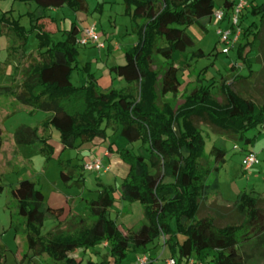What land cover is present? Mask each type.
<instances>
[{
	"label": "trees",
	"instance_id": "1",
	"mask_svg": "<svg viewBox=\"0 0 264 264\" xmlns=\"http://www.w3.org/2000/svg\"><path fill=\"white\" fill-rule=\"evenodd\" d=\"M30 1L36 4L30 22L31 32L39 38V50L25 55L27 31L18 22L8 24L6 33L21 42L23 57L31 58L20 84H15L13 76L12 84L0 87V95H13L19 104L47 117L41 132L28 126L17 128L16 145L40 144L41 152L50 158L55 152L50 144L52 130L59 133L64 151L75 149L78 142L105 139L108 128L119 131L130 144L140 142L148 157L130 150L121 152L122 161L129 167L121 199L139 203L147 223L124 233L110 216L114 199L112 190L106 187L97 199L87 203L88 215L64 216L65 209L48 206L36 183L24 179L11 191L17 214L24 220L27 247L16 264H81L73 254L78 250L85 253L102 243L110 247L115 264H122L129 253H146L156 240L170 247L177 264H188L193 257L201 264H247L255 257L264 263V209L260 200L240 193L233 203L230 222L222 228L208 216L198 218L202 203L220 193L218 176L226 163V142H234L235 149H239L238 144L254 145L256 137L248 133L264 125V104L227 88L219 103L213 98V86L202 85L192 90L176 110L168 103L160 104L180 91L179 73L186 66V50L194 46L187 29L197 25L206 31L217 8L231 14L233 0H219V5L216 0H123L138 42L124 52V64L109 69L128 88L106 92L94 82L80 87L72 83L80 33L77 25L65 31V39L60 42H54L43 27L49 10L68 8L75 14H87V1ZM248 16L257 17L259 24H246ZM242 17L236 52L251 76L254 72L246 55L261 37L264 3L250 1L247 15ZM13 42L15 54L18 50ZM195 55L201 56L202 51ZM157 61L165 66L160 77L155 70ZM200 123L218 136L209 150L208 136ZM60 168L63 182L83 187L84 165L73 167L67 161L60 163ZM47 219H53L56 225L43 235L41 229ZM7 250L0 247V264H5ZM42 256L50 262H36ZM87 264L100 263L89 260Z\"/></svg>",
	"mask_w": 264,
	"mask_h": 264
},
{
	"label": "rangeland",
	"instance_id": "2",
	"mask_svg": "<svg viewBox=\"0 0 264 264\" xmlns=\"http://www.w3.org/2000/svg\"><path fill=\"white\" fill-rule=\"evenodd\" d=\"M89 7L87 14H75L68 9L60 11L56 15L49 11L50 16L43 21V27L51 34L54 42L65 39L64 33L73 24L82 30L96 25L95 30L104 43L103 50L92 46L77 45V60L74 63L75 70L72 73V83L77 86H85L94 82L102 92L108 90L122 91L128 88V84L114 73L108 74L110 66L124 64V52L132 48L138 41L133 33L132 20L126 13L123 0H86ZM260 5L264 0H257ZM217 5L220 4L216 0ZM36 10V4L30 0H0V87L9 86L14 76L15 84H20L26 76L30 58L23 57L19 46L21 42L13 39L12 35L6 33L9 23L18 22L24 28L26 39L23 45L25 55L29 56L39 50V38L36 32H31V14ZM247 15V9L243 17ZM244 21L246 24L259 19L248 16ZM225 27L226 24L217 25L215 21L207 24V30H201L197 25L187 29V33L194 41V46L186 50V66L179 73L181 87L179 93L172 97L168 95L160 104L168 103L174 110L183 105L186 96L196 87L202 85L211 87L213 98L221 103L223 101V89L227 88L232 92H238L250 97L259 105L264 104V23L261 26V37L251 51L247 53L249 67L253 74L250 76L248 66L237 57L236 48L229 54L224 53L223 45L217 35V30ZM4 31V32H3ZM13 47L18 50L14 54ZM252 41V37L248 39ZM245 40L242 41V45ZM115 43L120 47L114 52ZM111 52H110V50ZM201 50L202 55L195 53ZM13 54V55H12ZM234 67V71L230 68ZM165 66L157 61L155 70L159 73ZM225 86L224 88H221ZM47 115L44 112L34 111L32 108L19 104L13 95H0V247L6 246L5 264H16L23 253L27 252L25 241L24 220L17 214V203L11 195L12 189L24 179L36 183L44 197L45 203L49 206L64 205L67 210L71 207L75 213L88 215L87 203L97 199L103 187L112 190L114 204L110 210V216L125 231L131 229L140 222L146 221L143 214V207L139 203H128L121 199V186L127 178L129 167L120 157L124 150L134 151L136 154L147 156V150L140 142L128 143L123 139L119 131L112 128L107 129L105 139H96L91 143H83L75 149H68L61 152L57 149V155L47 158L41 152V145L18 146L14 141V132L20 125H28L39 129L46 121ZM200 127L208 136L207 150L213 142L218 139L209 127L200 123ZM51 140L54 145L59 143V133L51 132ZM47 133L45 134V136ZM249 137H256L254 145L226 142L227 156L226 163L222 167L218 181L220 193L210 195L208 200L202 203L198 218L210 217L215 220L218 228L226 226L233 215V203L240 193H246L251 197L260 200V206L264 209V125L248 133ZM61 147V146H60ZM111 150L114 161L108 163L105 159V167L110 165L111 171L84 172V185L78 188L72 181L67 183L60 179V163H68L70 166H82L90 162V153L101 156L106 149ZM246 151H254L259 155L260 164L252 170L250 180L245 178L242 168V161ZM148 157V156H147ZM104 159V156H102ZM154 173L153 171H151ZM71 213V210H69ZM74 213V212H73ZM147 223V222H146ZM145 223V224H146ZM56 225L53 219H47L41 231L43 235L49 233ZM65 227V226H64ZM63 227V228H64ZM251 252L250 247H246ZM73 256L81 264H87L89 260L100 264H115L110 253V247L102 243L87 252L76 251ZM148 259V264H165L172 259L170 247H164L161 241H155L148 246V251L143 254L129 253L122 264H138L140 259ZM195 259V257H193ZM196 260V259H195ZM50 262V259L42 256L36 258V262ZM247 264H264L261 259L254 258Z\"/></svg>",
	"mask_w": 264,
	"mask_h": 264
},
{
	"label": "built area",
	"instance_id": "3",
	"mask_svg": "<svg viewBox=\"0 0 264 264\" xmlns=\"http://www.w3.org/2000/svg\"><path fill=\"white\" fill-rule=\"evenodd\" d=\"M249 8L248 0H233V9L231 14L228 16V12L224 8H217L213 15L212 20L217 25L226 23V27H220L217 30V35L220 42L225 45L224 53L229 54L231 50H234L241 39V28L239 26L240 18L243 12ZM93 25L90 28L83 30V34L77 40V45L81 46H95L98 49H104L105 45L101 42V37L97 34ZM260 164L259 155L254 151H246L242 161V168L245 173V178L250 180L252 170ZM85 171L90 172H107L110 170L109 167H105L102 158H94L89 163L84 165ZM106 245V244H105ZM138 264H148V259L138 260ZM165 264H177L174 259L167 260ZM188 264H201L197 260L191 258Z\"/></svg>",
	"mask_w": 264,
	"mask_h": 264
},
{
	"label": "crops",
	"instance_id": "4",
	"mask_svg": "<svg viewBox=\"0 0 264 264\" xmlns=\"http://www.w3.org/2000/svg\"><path fill=\"white\" fill-rule=\"evenodd\" d=\"M250 1H253L254 2V4H256V5H258L257 3V0H248V3L250 2ZM264 3V2H263ZM88 4V3H87ZM89 8V7H88ZM68 8H62V9H51V10H49L51 13H54L55 15H56V13L58 14L60 11H63V10H67ZM69 10V9H68ZM49 11L47 12V16L48 17H50V18H53V19H55V22L57 21V19L56 18H54V17H52V16H50V15H48L49 14ZM70 11V10H69ZM70 12H72V11H70ZM89 12V11H88ZM73 13V12H72ZM213 21V20H212ZM226 24V23H225ZM226 26H227V24H226ZM225 26V27H226ZM78 28H79V26H77ZM85 29H87V28H85ZM85 29H83V30H85ZM79 30H80V28H79ZM83 30H82V34H83ZM138 42V41H137ZM137 42L135 43V45L137 44ZM134 45V46H135ZM133 46V47H134ZM92 47H95V46H92ZM101 50V49H100ZM103 50V49H102ZM110 50V49H109ZM113 50H114V52H116V51H119L120 50V47L118 46V44L117 43H115V45L113 46ZM110 52H111V50H110ZM114 66V65H113ZM113 66H110L109 67V69L111 68V67H113ZM253 71V70H252ZM108 74H110V71H108L107 72ZM122 80L120 79V82H121ZM20 126H28V125H20ZM19 126V127H20ZM19 127H17V128H19ZM28 127H32V126H28ZM32 128H34V127H32ZM17 130V129H16ZM15 130V131H16ZM52 135V134H51ZM16 144V143H15ZM50 144H52L53 145V147H54V149H55V152H54V155L53 156H55V155H57V149H60L61 151H62V146L61 145H58V144H55L54 145V141H53V139L50 141ZM18 146H30V145H18ZM61 146V147H60ZM102 156H104V159L102 158ZM94 158H102V160H103V162H104V160L105 159H108L109 160V162L108 163H112L113 161H114V159H113V155L111 154V150H109V148L108 149H106L105 150V152L103 153V155H101V156H96L95 154H94V152H92V153H90V161L91 160H93ZM85 165V164H84ZM106 166V165H105ZM107 166H109V168H110V170H109V172L111 171V166L110 165H107ZM108 172V171H107ZM107 172H104V173H107ZM50 206V205H49ZM51 208H53V209H60V208H63V209H65V215L64 216H68V215H71L73 212L75 213V211H73L72 209H71V207L69 208V210H71V213H70V211L69 210H67L68 208H66L64 205H57V206H50ZM77 214V213H76ZM117 222V221H116ZM146 223V221H144V223L143 222H140V223H138L137 225H135L134 227H132V228H135V227H137V226H139V225H142V224H145ZM120 226V225H119ZM121 227V226H120ZM131 228V229H132ZM121 230L124 232V233H126L127 231H125V230H123L122 228H121ZM163 245V244H162ZM166 263V262H165Z\"/></svg>",
	"mask_w": 264,
	"mask_h": 264
}]
</instances>
